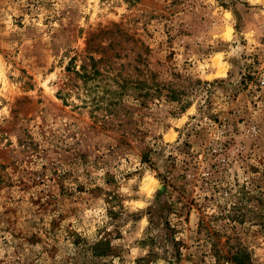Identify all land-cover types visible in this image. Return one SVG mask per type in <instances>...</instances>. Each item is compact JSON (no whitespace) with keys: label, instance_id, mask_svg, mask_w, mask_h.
I'll use <instances>...</instances> for the list:
<instances>
[{"label":"rangeland","instance_id":"rangeland-1","mask_svg":"<svg viewBox=\"0 0 264 264\" xmlns=\"http://www.w3.org/2000/svg\"><path fill=\"white\" fill-rule=\"evenodd\" d=\"M262 82L264 0H0V264H264Z\"/></svg>","mask_w":264,"mask_h":264},{"label":"trees","instance_id":"trees-1","mask_svg":"<svg viewBox=\"0 0 264 264\" xmlns=\"http://www.w3.org/2000/svg\"><path fill=\"white\" fill-rule=\"evenodd\" d=\"M199 226L201 227V229L206 231L207 237L210 240L215 264H220V262H222L223 264H250L248 255L242 250H240L238 247H234V250L232 251L230 249H226L225 251L224 246L220 245L219 243L218 236L220 235L217 236L216 234L218 233V231L210 228L209 223L207 221L201 220L199 222ZM102 245H104L103 242L99 241L95 243L92 247L87 249L88 253L90 252V258L103 257L107 256L108 252L110 253L109 246H107V244L106 246Z\"/></svg>","mask_w":264,"mask_h":264},{"label":"built area","instance_id":"built-area-1","mask_svg":"<svg viewBox=\"0 0 264 264\" xmlns=\"http://www.w3.org/2000/svg\"><path fill=\"white\" fill-rule=\"evenodd\" d=\"M262 84H264V82H262Z\"/></svg>","mask_w":264,"mask_h":264}]
</instances>
